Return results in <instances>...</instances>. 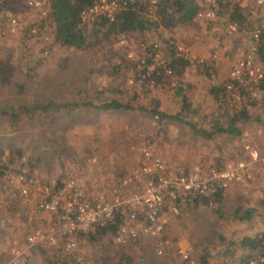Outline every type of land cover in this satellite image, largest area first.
<instances>
[{"label": "rangeland", "instance_id": "obj_1", "mask_svg": "<svg viewBox=\"0 0 264 264\" xmlns=\"http://www.w3.org/2000/svg\"><path fill=\"white\" fill-rule=\"evenodd\" d=\"M49 1L43 0L38 9H33L26 7L25 0H0V100L13 106L36 101L52 103L44 111L37 108L17 114L14 110V124L10 118L0 117V264H188L175 254L177 248L185 246L192 248L191 264H199L200 255L205 258L204 264H247L240 258L257 257V249H239L244 237L261 238L260 243L264 240V177H257L252 167L247 180L228 185L216 201H178L173 203L177 214L171 202L166 204L158 216L163 221L158 235L145 234L124 246L115 243L114 232L109 230L96 236L78 235L76 253L70 254L61 250L56 234L53 243L31 248L22 258L11 260L15 246L24 245L31 230L54 229L53 216L35 207V201L42 198L38 195L40 188L72 180L95 192L108 193L106 186L110 183L117 186L119 179L132 178L143 147H150L169 165L160 151L165 125L173 130L177 126L185 128L190 141L206 145L208 162L218 167L246 160L241 148L244 140L253 145L264 142L263 122L249 116L236 122L249 135L247 139L214 131L216 127L223 128L235 111L221 84L237 58L232 48L240 47V43L226 34L228 18L233 13L229 7L222 8L221 3L231 5L238 0H220L209 21L167 23L155 31L124 34L98 48L80 51L54 40L53 24L44 16ZM12 17L19 27L34 28L33 35L29 33L30 37L21 42L20 34L9 32ZM168 40L188 47L209 66L187 64L179 75L164 71L162 56L169 60L171 50ZM154 44L158 58H149V63L143 64L141 59L148 56ZM175 85L181 86L185 94L183 105L173 93ZM168 96L171 109L165 111L177 116L169 124L166 118H154L163 111L159 98L164 97L167 103ZM111 100L126 108L98 107ZM197 129L202 132L192 133ZM123 153L127 163L120 162ZM91 156L101 159L102 164H90ZM255 165L258 166L252 164ZM258 169L264 176V169ZM15 172L35 178L30 197L20 196L9 182L8 176ZM100 172L99 180L93 182ZM121 189L124 197L130 193L129 188ZM246 208H252L251 217L238 218ZM138 221L133 227H139L141 220ZM158 249L161 254L155 253Z\"/></svg>", "mask_w": 264, "mask_h": 264}, {"label": "built area", "instance_id": "obj_2", "mask_svg": "<svg viewBox=\"0 0 264 264\" xmlns=\"http://www.w3.org/2000/svg\"><path fill=\"white\" fill-rule=\"evenodd\" d=\"M42 1L25 0V5L38 9ZM158 2L159 0H93L79 11V25L90 29L102 18L112 21L121 9L129 6H141L143 18L155 21ZM219 2L220 0H200L201 8L195 14V19L212 20ZM235 4L240 9L241 18L229 20L225 31L228 36L238 39L240 47L232 48L237 58L230 65L221 87L235 110H247L250 118L262 121L264 126V0H238ZM20 27L16 18L9 19V32L16 33ZM34 31V28L29 29L31 35ZM168 43L174 58L185 60L193 66H209L202 56L192 53L188 47L173 40H168ZM155 47L154 44L152 51L148 50V59L158 58ZM162 58L161 67L170 74V69L165 64L166 55ZM141 60L145 64L144 57ZM251 111L254 113H250ZM239 135L244 136V139L249 136L241 129ZM241 148L247 156L245 161L218 167L210 164L207 159V163L204 162L203 165H181L171 171L170 166L156 157L150 147H143L140 149L141 161L137 174L133 178L120 179L117 186L109 188L108 193L96 192V195H92L90 188L83 189L72 180H66L54 187L43 186L38 192L42 198L37 199L34 204L37 210L53 216L54 229L31 230L24 238V245L15 246V254L13 253L11 260L22 258L31 248L53 243L56 234L63 252L76 253L75 236H96L114 224L113 238L120 246L127 245L145 234L158 235L163 230V221L158 220V216L169 202L172 204V211L177 214L178 209L173 203L202 198L207 201L213 195L223 192L231 183L247 180L253 163L264 168V142L253 145L244 140ZM96 161L94 156L88 158L90 164ZM8 179L20 196L30 197V188L35 184L33 176L25 172H15ZM131 180L133 184H130ZM121 187L125 190L129 188L130 193L126 197L122 194ZM138 220H141L139 227H133ZM191 249V246L179 247L175 254L180 261L191 264ZM256 251L254 254L258 256L247 257V264L264 261V240ZM155 253L161 254V250L158 249Z\"/></svg>", "mask_w": 264, "mask_h": 264}, {"label": "trees", "instance_id": "obj_3", "mask_svg": "<svg viewBox=\"0 0 264 264\" xmlns=\"http://www.w3.org/2000/svg\"><path fill=\"white\" fill-rule=\"evenodd\" d=\"M93 0H50L47 10L44 13L45 19L53 24V38L56 42L61 45L68 47H73L76 50H92L98 48L103 43L114 40L121 35L128 33H147L150 31H155L157 26L164 25L167 23H173L176 25H182L188 23L195 19V14L201 8L200 0H159L156 8V19L155 21H149L143 18L141 14V6H129L125 9H121L113 18L112 21L101 19L86 32L82 26L79 25L78 13L79 11L89 5ZM0 5V10L1 9ZM221 7H229L232 14L229 16V20H239L241 18L240 9L237 8L235 3L231 5L226 1L221 3ZM8 14H6L8 18ZM5 19V21L7 20ZM30 27L25 25L17 29L15 35L20 34V41L26 40V36H29ZM12 34V35H14ZM30 37V36H29ZM170 53V57H169ZM173 52L169 49L168 57L169 60H165L166 67L170 69V74L179 75L181 67L186 66L188 63L185 60H180L174 58ZM145 63H148V58L144 56ZM179 67V68H177ZM161 73V72H160ZM160 75V74H159ZM156 76V77H159ZM1 79V78H0ZM1 83V81H0ZM20 88V87H19ZM221 89V88H220ZM174 94L180 99L182 105L185 104L186 97L181 89V86L175 85ZM75 103V102H74ZM87 104L89 102H86ZM57 105V104H56ZM57 106H63L57 105ZM76 107L75 104H72ZM52 103H40L38 101L27 104V106L16 104L13 106L9 101L0 100V117L10 118L12 124L15 123V117L20 112L33 111L35 109H40L44 111L47 108H51ZM98 107L106 108H126L125 105L120 104L117 101L111 100L109 102H104ZM16 110L17 114L13 111ZM159 119H164L166 114L163 112H157L155 114ZM174 115V114H172ZM156 117V118H157ZM174 117V116H173ZM248 119L247 110L239 109L232 112L231 118L224 124L223 128H214V131L224 132L232 135H239V128L236 124L238 121H243ZM207 136L209 134H206ZM220 197V193L213 195L212 200L216 201ZM206 202L205 198L200 199ZM194 201H197L196 199ZM253 210L252 208H246L243 216H239L240 219H249L251 217ZM115 224L108 228L109 231L114 232ZM102 230L101 232H103ZM99 232V233H101ZM261 238L254 240L253 238L244 237L239 242V247L244 250V248H249L251 250H256L260 246ZM227 253V252H226ZM248 254V253H247ZM246 254V255H247ZM245 256L243 262H245ZM205 258L200 255L199 264H204Z\"/></svg>", "mask_w": 264, "mask_h": 264}, {"label": "crops", "instance_id": "obj_4", "mask_svg": "<svg viewBox=\"0 0 264 264\" xmlns=\"http://www.w3.org/2000/svg\"><path fill=\"white\" fill-rule=\"evenodd\" d=\"M175 97L178 98L176 95H175ZM159 99L160 100L158 101V105L161 108H163L162 112H163V114H166V116H165V118L167 119L166 123L169 124V120L174 119L175 117H177V116L172 115L171 112H166L165 111V110L171 109V106H170V103H169V101L171 100V97L168 96L167 103L165 102L164 97L159 98ZM177 121L180 122V124L184 125V123L182 121H180L179 119ZM162 129L166 131V135L164 136V140L162 139V143L160 145V151L162 152L161 153L162 157L169 163L171 171L176 170L175 168L177 166H179V165H182L184 167H187V166H190V165L196 164V163L203 165L204 159H207V157H206L207 153H206V150H205V147H204L206 145H204L203 143H200V141H198V142L190 141V139L188 138V133L184 132L185 128H183L182 126H177L175 128V130H173L170 125H165V126L162 127ZM201 132L202 131L197 129L196 131H193L192 133L199 134ZM155 147L153 148V146H152V149L157 151V147L156 148ZM180 150H183L184 152L181 153ZM124 156H125V154L123 153L122 154L123 158H121L122 160H120L121 163H127L124 160V159H127V158H124ZM127 157H129L128 154H127ZM131 157H132V155H131ZM95 158L97 160L96 163H93V164H95V167L98 164H102L101 159H99V158L97 159V157H95ZM187 159H189V161H192L194 163L188 162ZM110 163H113V162L110 161ZM139 164H140V162H138V166H139ZM97 167H99V166H97ZM252 167L254 168V170L256 172V176L259 177L260 179H263L264 176H262L261 173L258 172V170H259L258 168H260V167L256 166V165L252 166ZM260 169H264V168H260ZM137 170H138V167H137L136 172L134 173L133 176H135L137 174ZM203 171L205 172V169ZM99 174L97 173V175L93 179V182L94 181L97 182L99 180V177L101 176L102 172H100ZM133 176H132V178H133ZM128 177H130V176H128ZM89 182H90V180H89ZM86 184L90 185V183H86ZM97 184L100 185L99 183H97ZM114 185H115L114 183H110L108 186H106L107 190L109 188L113 187ZM77 186H79V187H81L83 189H87L88 185H85V184L82 183L81 185L79 184ZM91 194L92 195H96V192L91 190ZM255 214L257 215L258 211ZM229 229L233 230L231 227ZM239 249H240L241 252L243 251L240 247H239ZM240 260L243 262V258L242 257L240 258Z\"/></svg>", "mask_w": 264, "mask_h": 264}]
</instances>
